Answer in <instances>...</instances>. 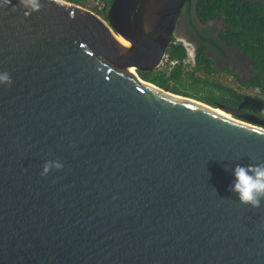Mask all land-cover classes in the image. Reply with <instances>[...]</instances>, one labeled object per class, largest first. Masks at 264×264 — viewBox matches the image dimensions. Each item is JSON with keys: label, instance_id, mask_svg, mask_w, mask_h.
I'll return each instance as SVG.
<instances>
[{"label": "water", "instance_id": "water-1", "mask_svg": "<svg viewBox=\"0 0 264 264\" xmlns=\"http://www.w3.org/2000/svg\"><path fill=\"white\" fill-rule=\"evenodd\" d=\"M185 1L0 7V264H264V203L229 190L264 163V122L137 74Z\"/></svg>", "mask_w": 264, "mask_h": 264}, {"label": "trees", "instance_id": "trees-1", "mask_svg": "<svg viewBox=\"0 0 264 264\" xmlns=\"http://www.w3.org/2000/svg\"><path fill=\"white\" fill-rule=\"evenodd\" d=\"M62 1L92 10L86 0ZM111 1L106 0V10ZM188 8L202 22L221 21L220 39L241 51L252 65L248 82L243 83L236 76V89L224 86L215 77L223 74L213 69L212 63L201 54L194 58L195 65L191 67L186 63L183 43L173 38L167 53L178 64L168 72H137L139 78L166 92L213 108L222 105L264 122V0H186L179 16ZM106 10L100 14L105 21Z\"/></svg>", "mask_w": 264, "mask_h": 264}, {"label": "flooded vegetation", "instance_id": "flooded-vegetation-1", "mask_svg": "<svg viewBox=\"0 0 264 264\" xmlns=\"http://www.w3.org/2000/svg\"><path fill=\"white\" fill-rule=\"evenodd\" d=\"M221 27V21L218 19L202 22L193 13L192 8H188L178 16L172 38L176 42L190 45L194 58L201 54L204 60L212 63L213 69L220 71L230 80L236 81L235 77L238 76L239 81L248 82L252 65L241 51L228 46L220 39Z\"/></svg>", "mask_w": 264, "mask_h": 264}, {"label": "clouds", "instance_id": "clouds-1", "mask_svg": "<svg viewBox=\"0 0 264 264\" xmlns=\"http://www.w3.org/2000/svg\"><path fill=\"white\" fill-rule=\"evenodd\" d=\"M9 3L10 0H0V7ZM20 4L25 17L38 12L42 7L41 0H20ZM11 82L8 72H0V85H10ZM63 167L62 161H46L41 175L47 176L52 170H60ZM231 171L233 182L229 190L237 196L238 202L251 208H259L264 203V163L246 166L237 164Z\"/></svg>", "mask_w": 264, "mask_h": 264}, {"label": "built area", "instance_id": "built-area-1", "mask_svg": "<svg viewBox=\"0 0 264 264\" xmlns=\"http://www.w3.org/2000/svg\"><path fill=\"white\" fill-rule=\"evenodd\" d=\"M86 1L89 3L90 8L92 9L91 12L97 15L98 17H100L101 19H103L100 14L106 10V0H86ZM182 43L187 54L186 63L192 67L195 65L193 50L190 47V45H188L187 43L185 42ZM177 64L178 62L174 59H171L169 54L166 52L162 57V60L157 68V71H165V70L167 72L171 71Z\"/></svg>", "mask_w": 264, "mask_h": 264}, {"label": "rangeland", "instance_id": "rangeland-1", "mask_svg": "<svg viewBox=\"0 0 264 264\" xmlns=\"http://www.w3.org/2000/svg\"><path fill=\"white\" fill-rule=\"evenodd\" d=\"M216 79L218 80V82L223 83L224 86L228 87V88H234L236 89L237 85L234 81L230 80L229 77H226L225 75L222 76H215ZM234 118V117H232ZM235 119V118H234Z\"/></svg>", "mask_w": 264, "mask_h": 264}, {"label": "bare ground", "instance_id": "bare-ground-1", "mask_svg": "<svg viewBox=\"0 0 264 264\" xmlns=\"http://www.w3.org/2000/svg\"><path fill=\"white\" fill-rule=\"evenodd\" d=\"M118 39V41L121 43V45L122 46H128V44L127 43H125L123 40H121L120 38H117ZM224 116H226V117H229L228 115H225V114H223Z\"/></svg>", "mask_w": 264, "mask_h": 264}]
</instances>
